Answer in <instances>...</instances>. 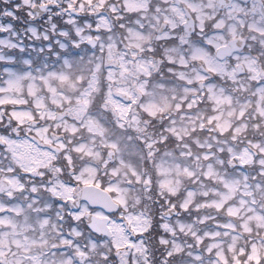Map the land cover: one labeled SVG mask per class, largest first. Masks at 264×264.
Listing matches in <instances>:
<instances>
[{
	"label": "snow or ice",
	"instance_id": "snow-or-ice-1",
	"mask_svg": "<svg viewBox=\"0 0 264 264\" xmlns=\"http://www.w3.org/2000/svg\"><path fill=\"white\" fill-rule=\"evenodd\" d=\"M0 264H264V0H0Z\"/></svg>",
	"mask_w": 264,
	"mask_h": 264
}]
</instances>
